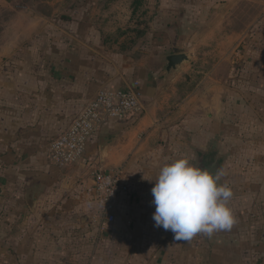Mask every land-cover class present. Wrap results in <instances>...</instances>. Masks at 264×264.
Segmentation results:
<instances>
[{"label":"crops","instance_id":"0c3cea01","mask_svg":"<svg viewBox=\"0 0 264 264\" xmlns=\"http://www.w3.org/2000/svg\"><path fill=\"white\" fill-rule=\"evenodd\" d=\"M80 16H24L27 26L18 37L29 41L26 49L35 58L14 60L12 75L0 76V143L11 149L13 159L1 167L7 174L12 170L15 181L12 191L3 192L12 196L14 205L8 210L11 222L0 221V236L12 230L11 236L0 237V247L12 248L8 253L0 250V264H155L160 250L172 245L146 237L147 230L159 229L151 191L157 168L191 157L192 138L197 143L204 135L201 143H207L212 137L197 111L204 102L192 103V81L186 76L191 58L166 74L163 54L149 57L144 50L141 57L104 56L93 20ZM102 87H135L141 112L102 128L85 160L65 167L53 164L48 157L51 140ZM105 137L109 143L102 150ZM200 161L214 163L204 157ZM94 167H123L127 173L132 190L117 201L114 222L100 216L93 194ZM55 182L62 187H50ZM33 194L36 202L31 206ZM185 244L188 250L177 262L192 264V239Z\"/></svg>","mask_w":264,"mask_h":264},{"label":"rangeland","instance_id":"374dc122","mask_svg":"<svg viewBox=\"0 0 264 264\" xmlns=\"http://www.w3.org/2000/svg\"><path fill=\"white\" fill-rule=\"evenodd\" d=\"M28 14L90 17L100 36V54L107 57H141L144 50L157 57L175 49L190 55L186 76L192 81V103L204 102L197 111L212 137L207 135V143H201L204 135L197 143L192 138L187 147L197 166L205 164L200 161L204 157L216 163L215 171L226 170L220 183L233 192L228 203L236 218L230 230L192 239V264H264V0H0L1 78L12 75L14 60L35 58L26 49L29 41L18 37ZM157 45L161 52L154 50ZM11 154L0 143V221L6 222L13 218L8 210L14 200L3 192L12 191L15 181L1 162L11 163ZM50 187L62 186L55 182ZM147 231L149 242H172L160 250L155 264H179L177 257L188 250L186 241L178 242L162 227ZM8 249L11 245L0 247L5 253Z\"/></svg>","mask_w":264,"mask_h":264},{"label":"clouds","instance_id":"9594fccd","mask_svg":"<svg viewBox=\"0 0 264 264\" xmlns=\"http://www.w3.org/2000/svg\"><path fill=\"white\" fill-rule=\"evenodd\" d=\"M192 159L184 156L162 166L151 190L155 226L173 232L177 241H190L197 234L211 237L236 223L228 203L233 192L220 183L226 170L212 173L192 163Z\"/></svg>","mask_w":264,"mask_h":264},{"label":"built area","instance_id":"2783aa9c","mask_svg":"<svg viewBox=\"0 0 264 264\" xmlns=\"http://www.w3.org/2000/svg\"><path fill=\"white\" fill-rule=\"evenodd\" d=\"M141 110L140 92L135 87L100 88L69 126L51 140L48 150L50 161L65 167L85 160L91 140L102 128L113 122L130 120ZM92 174L93 194L100 216L109 223L114 222L117 201L132 190L127 173L123 167H94Z\"/></svg>","mask_w":264,"mask_h":264},{"label":"water","instance_id":"95a60500","mask_svg":"<svg viewBox=\"0 0 264 264\" xmlns=\"http://www.w3.org/2000/svg\"><path fill=\"white\" fill-rule=\"evenodd\" d=\"M164 61L166 64L165 71L166 74H170L172 72H176L181 69L182 65L186 62L190 61V55L187 52H176L167 54L164 56ZM109 143V140L107 137L102 138V150H105L107 144ZM29 199V203L31 206H33L36 202V195L33 194Z\"/></svg>","mask_w":264,"mask_h":264},{"label":"flooded vegetation","instance_id":"af4514ba","mask_svg":"<svg viewBox=\"0 0 264 264\" xmlns=\"http://www.w3.org/2000/svg\"><path fill=\"white\" fill-rule=\"evenodd\" d=\"M202 169H207V170H209L210 172H212V173H215L216 171V166H215V164L214 163H212V164H210V165H203V166H200Z\"/></svg>","mask_w":264,"mask_h":264}]
</instances>
